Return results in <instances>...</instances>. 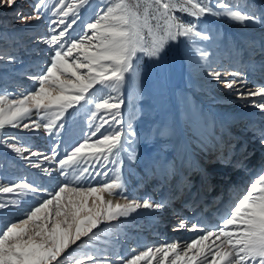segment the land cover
Listing matches in <instances>:
<instances>
[{
  "label": "snow or ice",
  "instance_id": "1",
  "mask_svg": "<svg viewBox=\"0 0 264 264\" xmlns=\"http://www.w3.org/2000/svg\"><path fill=\"white\" fill-rule=\"evenodd\" d=\"M16 4L17 0H0V8H14ZM56 5L59 7L55 15L59 19L50 23L63 27L59 30L56 27L50 28L49 38L43 41L51 46V55L46 68L31 77L39 82V88L20 99L12 98L7 108L3 104L8 97L0 95V128L5 124L14 128L21 126L19 121L31 109L47 112L55 106V112L46 123L33 121L31 125L36 130L43 128L51 134L54 127H64L62 123L57 124V121L65 112L84 101L94 104L91 118L101 121L91 132L92 136H96L104 125L122 123L118 117L123 103L118 96L114 98L111 95L90 99L97 85L118 93L128 79L126 74H135L138 53L158 57L169 41H177L180 37L209 39L196 23L183 20L178 13L191 16L197 21L213 15L240 23H264V12L257 16L255 12L233 6L228 0H216L215 7L204 3V0H107L103 7L94 11L88 21H83L81 9L87 11L91 7V0H72L71 3L56 0ZM45 7L46 0H36L31 14L16 10V18L22 23L40 20ZM78 20L83 23L82 34L69 38L70 30ZM200 56L206 58L208 53L201 51ZM209 75L220 80L223 73L210 71ZM229 75L232 79L224 84L227 89L235 90L243 84V81L236 79L239 73L232 72ZM247 96L261 97V102L253 101V104L264 112V87L247 92ZM101 110L111 114L110 120L98 115ZM22 127L29 129L30 125L23 123ZM124 143H127V135L119 128L110 134L102 132L92 144L84 139L73 147L70 154L58 161L60 173L67 175L64 171L66 165L76 164L78 157L84 159L81 152L85 148L97 149V162L100 157L109 161L110 155H118L123 150ZM261 143L264 144V133L261 134ZM8 147L17 153L22 152L15 144L9 143ZM31 155L36 156L38 153L33 152ZM110 162L117 163L115 160ZM32 166L41 167L39 164ZM88 172L89 168L83 167L80 175ZM116 172L114 178L99 186L62 184L58 191L50 194V198H44L37 206L29 208L24 217L5 224L0 228V264H63L62 254L70 246L77 245L82 237L94 235L93 229L102 221L127 216L129 212L140 208L163 207L162 204H153L148 200L126 204L105 201L104 193L121 194L114 191L122 188L118 168ZM103 175L107 177L108 172ZM16 189L37 192L34 186L25 182L0 187V192L11 193ZM90 197H94L91 205L88 202ZM5 207L4 203H0V209ZM179 228H187V224L181 221ZM193 250L194 255L188 256ZM170 254L169 264H177L183 257H187L188 264H264V174H260L237 198L223 219V224L215 231L200 235L183 249L177 243L156 248L155 252L148 248L125 259L123 264H137L140 260L156 255L168 258ZM85 259L89 264H110L95 254H86ZM85 259L74 258L72 264H85Z\"/></svg>",
  "mask_w": 264,
  "mask_h": 264
},
{
  "label": "rangeland",
  "instance_id": "2",
  "mask_svg": "<svg viewBox=\"0 0 264 264\" xmlns=\"http://www.w3.org/2000/svg\"><path fill=\"white\" fill-rule=\"evenodd\" d=\"M21 1L23 0H20V2ZM28 2L30 3V9H31L32 8L31 6L36 2V0H28ZM66 2L71 3L72 0H66ZM105 3H107V0H91V7H88L87 11L81 9V13L83 15V21H88L92 17L94 11L98 10L100 7H103ZM204 3L211 4L213 7H215L216 0H204ZM228 3L232 4L233 6H239L245 11L255 12L257 16H259L261 12H264L263 9L264 0H250V1L228 0ZM58 7L59 6L56 5V0H46V7L41 12V16H42L41 21L44 22V24L46 25V32L42 34L43 36H41L42 39L40 38L39 44H41L44 40L49 38L51 34L50 28L56 27L57 30H59V28L63 27L61 25H52L50 23V21L52 20L59 19V17L55 15V10ZM217 10L219 11V9ZM32 12H33V8H32ZM178 15H180L181 18L187 22L196 23L198 25V28L209 36V39L202 40L200 38H195V37L191 39H187L184 37H180L177 41H169L165 45L164 50L160 53L158 57H151L144 53H138L137 55L139 56V60L136 62V72L134 75L126 74L128 79L118 93L111 91L109 89H102L101 86L97 85L95 91L93 92V95L90 97V99H98L101 96L107 98L108 95H111L114 98L118 96L121 100H123V103L120 108V116L118 117V119H120L122 122L121 124L119 125L112 124L111 126L104 125V127L100 129V132H97L96 136H92L91 132L95 130L96 125L100 124L101 121L99 119L91 118V112L95 110L94 104L81 101L80 104L74 105L72 108H69L65 112L64 116L57 121V124L62 123L64 125L63 128L54 127L51 134H49L43 128H41L42 129L41 131L44 133H42L43 135L40 137L44 136L45 138H47L48 140L50 139L53 142H59V141L64 142V140L65 141L69 140L70 134L72 135L79 128H86L84 129V135H83L84 137L79 141V143H82L84 139H88L89 144L95 143L96 140L100 137V134L102 132L105 134H110L116 128L121 129V131H123L127 135V143H124L123 150H121L118 153V155L115 156L110 155L109 161H104L103 158L100 157L99 162H97L96 157L99 156L97 149L95 148L83 149L81 152V157H84V159L78 157L76 164H70L65 166V169L74 167L76 170V176L70 179L69 182L71 183H68L69 185L75 186L79 184L85 187L99 186L103 184L105 181L111 180L112 176L106 177L103 175L105 170L104 169L102 170V168L108 165L109 166L108 169L113 171L115 174H117L116 172L117 168L119 169L122 188L119 190H114V191H119L121 193L120 195H115V194L109 195L108 193H104L103 198L104 196L106 197L108 196L109 199L111 198L112 200L113 199L119 200L120 204H124L125 201L126 203H129L131 201H137L142 203L144 200H148L149 202H151L150 199H153L159 191L165 189L168 194L175 192V186L173 183L177 175L178 177H180L179 176L180 174L174 168L175 163L177 159L180 158L181 156L187 158L186 160L192 161L193 159L192 157L196 156L194 152H196L195 151L197 148L196 145L199 143L198 139H201L202 141L204 140L203 142L207 140L206 135L201 136L202 135L201 133L204 132L203 129L206 128L205 126L209 125L212 128L218 129L216 122L221 123L220 121L221 117L219 113L212 111L211 107H214L213 101L212 99L209 98L214 94V93L211 94V89L212 90L216 89L218 92V90H221L222 88L220 87L215 88L216 86H219V83L209 85L210 80H212V82L217 80L216 78L210 76L209 72L210 71L221 72L222 65L227 60L226 55L230 53L228 56H238V52H236V50H232V48L235 49V47H233L232 45H231L232 48H230L231 46H228V43L224 37L225 29L224 27H222L223 26L222 24L220 26V24L216 22V20L214 19L215 16L207 15L205 17H202L199 21H197L195 18L183 13H178ZM218 17L224 20H228L230 24L237 23L240 25L244 24L255 27L264 25L262 23H255V24L247 23V22L240 23L227 19L223 16H218ZM82 30H83V23L78 20L76 27L73 30H70L69 38L79 36L80 34H82ZM239 36L242 38L245 37L244 39H247V37L244 35L239 34ZM4 40H5L4 35L1 34L0 42ZM242 46H244V44H242L240 48ZM37 48H35V51H38ZM50 48L51 46H49V49L48 46L46 48L47 59L44 61L45 68L49 63V58L51 55ZM17 50H21V49L15 48V53H20L17 52ZM201 51L207 52L208 56L206 58H201L200 56ZM75 54L76 53H74V55ZM3 55L6 56V53ZM8 63L11 64L22 63L23 64L22 66L26 64V62L24 61H19V58H17V56L16 57L14 56V61L12 62L10 61L5 62L2 60V62H0V76L2 75L3 71L8 70V68H12V66L10 67L7 66ZM28 71L31 72V70ZM38 73L32 71L29 74L25 73V75L21 76V78H18V80H11V81L10 80L8 81L6 79L3 80L2 84L0 83V95H6L8 97V100H5L3 106L7 108L8 102L12 98L20 99L24 95L29 94L34 90H37L39 88V82L37 80L31 79V77ZM22 78L26 79L27 81L25 80V82H21L23 81L21 80ZM54 112H55V106L47 110V112H45L44 110L37 112L35 109H31L30 113L26 114L19 121V123L20 124L25 123L28 119H30L32 113L35 115L36 118H39V122L46 123L48 121L49 116ZM245 114L239 115L240 116L239 118H244V120L247 119L245 118L247 114L246 115ZM98 115H103L105 119H109V120L111 116L110 113H107L104 110H101V112L98 113ZM258 116H260V114L256 115V117ZM41 118H43V120H41ZM226 121L227 124L232 123L230 124V127H235V130L232 129L231 132L236 133L237 136V137L234 136V134L230 135V137L231 136L232 137L231 139L229 138L230 140H227L228 141V143L226 144L227 146L224 145V147L225 146L226 147L223 152H225L226 150L227 154L229 153L231 154V152L236 149L234 148V146H236L238 142L237 141L238 135L240 134V132L245 131L246 128L243 127L245 123L237 126V122L235 123L236 120L231 121V118H229V120L226 118ZM257 121L258 120H256L255 122ZM129 124L131 125L130 129H129ZM224 124H226V122ZM248 124L253 125L252 121L249 119H248ZM241 127H243L244 129H241ZM166 134L168 136L173 135V139L169 147L168 146L164 147V144L162 143L163 137L167 136ZM22 135L23 133L20 131V129L17 130L16 128L8 124H5L3 128H0V178L1 180L3 179V181L0 180L1 181L0 187L6 185L11 186L17 182V180H13V179L7 180L4 177L5 170L7 169V167L5 164L6 159L3 156V153L5 147L4 145L11 143V141H8V139L10 138L15 139L16 142H19L20 140L23 139ZM188 136L190 139L189 143L187 142L184 143L185 139ZM250 140L251 138L245 140L246 142L242 141V145L245 143V146L243 145L244 147L241 148L243 152H241L240 156H243V166L246 165L247 163L245 167L239 166L236 163L233 164V162L235 161L234 159L232 164L231 161L229 160L224 164V166L221 164H220L221 166L217 165V167H220L221 170L217 168L218 170L216 169V171H211L210 170L212 166L211 164L213 163V166H215L214 164L216 161L213 159V157L210 158L208 157L206 163H205V159L201 160V162L199 161L200 159L197 160V164L195 167L203 174L201 178L202 183L200 185L203 184L204 180L206 183V187L203 188V190L201 189L199 192L202 195L204 194L205 198L207 199L205 204L213 200L211 201L210 209L203 208V212H202L203 214L201 213L199 217L197 216V214L195 215L194 212L196 209L193 208L195 204H197V194L194 193L192 195V193L195 192L196 190L194 189L190 195L188 192L189 184L191 182L193 183L199 177L196 176L197 171L194 170L192 172L193 174L186 173L182 175L184 177L183 180H181L183 182L182 190L184 186L183 192L181 190L180 192L181 195L179 196V198H177L178 201L174 202V200L173 201L168 200V204L169 205L170 203L172 204V208L169 209L170 211L169 213H165L168 209L163 210L169 207V205L162 204L163 207L160 208V213L157 219L159 218L167 222L163 223L164 225H160V224L153 225V228L156 226V230L155 229L154 230L156 232L155 235L157 240L155 242H146L147 244H144L145 248L143 249V251L147 250L148 248H152L153 251L155 252L156 248L168 245V241L170 240V238L173 239L179 237V239H181L185 237V235L192 233L195 234L196 231L198 230V229H194V231L192 230L190 231L184 228L182 232H178L179 224L181 221H184L186 223L188 219H191V221L189 222L197 223L198 221L197 218L201 219L203 217L212 223V226L208 228L207 232L215 231L218 228V226H221L223 224V219L225 218L226 214L230 211L231 206L237 201V198L244 193L246 188L252 182L258 179V176L260 174H264V146H263L264 144H260L259 141V145L257 147L255 146L252 147L251 144L254 145V143L253 141ZM79 143L73 145L72 142H70V144L69 142H67L66 144L68 145H66L67 148L65 149V151H62L63 154H59L57 157V154L53 156V153L51 152L46 156L48 158L49 157L56 158L57 167L60 170V167L58 166L59 165L58 161L62 158H65L67 154H70L72 152L73 147L78 146ZM248 147L249 149H246ZM10 152H11L10 155L17 154L15 151H13V149ZM226 152L223 154L226 155ZM251 152H252V156H249ZM254 155L259 156V158L257 159L261 158V162L259 165L260 167H258L259 168L258 172H254L252 169L253 166L248 164V161L251 159V157L253 158ZM41 159H44V157ZM36 160L37 159H35V161L28 160V162L35 163L37 162ZM113 160L117 161V163L114 164L110 162ZM83 167H88L89 172L81 176L80 172ZM242 169L244 171V174H240L241 173L240 170ZM184 170H186V168ZM147 172L152 177H149L147 181L140 182L138 186L139 188L138 187L134 188L135 190L134 193L132 192V190H129L132 181L131 177H133L134 174H138L143 177ZM96 173H101V174L96 175ZM158 173L162 174V177L166 179L164 185L160 184L161 183L160 180L159 182H157L159 178ZM227 173H230V175H228ZM225 176H227L228 178L236 177L238 179H234V180L243 184H241L242 190H240L238 193H236V191H235L236 194L230 193L228 197L232 196V198L228 199V203L227 206H225V210L223 208L222 213L219 214L221 208L215 207L214 202L215 203L218 202L219 198L222 197L223 188L222 190L221 189L216 190L213 193H211L210 183L216 178L220 179L221 180L220 182H223L222 178H224ZM239 176L240 177L242 176L243 178H239ZM192 178L193 180H191ZM243 179L245 182L240 181ZM24 182L29 183V181H24ZM200 185L198 184V186ZM58 186H60V184H58ZM161 186L162 189L159 188ZM220 187H223V184ZM235 187L236 186H234L233 190H235ZM0 194H1L0 203H4L6 207H14V206L19 207L21 205H26L29 201H34V199H36L37 193H33L22 189H16L11 193H0ZM231 199H233V202H230ZM177 202H179L180 205H182L181 203L184 202L186 203L184 207L178 209L180 205H178ZM6 207L3 209H6ZM146 210L147 209L140 208L134 212H129V214L142 213V211H146ZM161 215L166 216V219L169 220H166L164 216L162 217ZM177 215H178V219L176 221L174 220V218L177 217ZM124 217L127 216H119L117 217L116 220L123 219ZM111 222L112 221H106V220L102 221L97 226V228L93 229L94 235L89 234L88 237H82L81 241L77 242L78 246L77 245L70 246V248L66 250V253L62 254L63 264H72L74 258L85 259L86 254H95L97 258L105 259L109 261L110 264H123L121 260L122 257L120 256L123 253L122 250L124 246L123 241L128 236V235L126 236V234L128 233H125L127 231L122 233L123 231L120 230L119 232L118 231L114 232L116 236L114 234L110 235L109 233L110 236L108 235L109 236L108 237L104 232V226H107V223H111ZM135 223L136 221L129 220L128 224L126 225L124 224V226H126L127 229L133 227V224ZM111 225H113V223L110 224L108 227H112ZM153 228L151 229V231L153 230ZM201 228L203 229L201 230L202 231L201 234L203 235L206 233V229L205 226L204 227L201 226ZM184 232L186 234H184ZM103 233L106 236L105 235L103 236ZM82 245L84 246L85 249L83 248L78 249L81 248ZM110 250L113 251L117 250V251H115V254H112ZM205 252H207V249L205 250ZM119 253H121V255H119ZM131 254L133 256L137 254V252L132 251ZM132 256L128 257L127 259H130ZM170 259H171V255H169L168 258H162L159 255H156L154 257H151L150 259L151 263L150 262L147 263L148 262L147 261L143 264H169ZM85 264H89V262L86 259H85ZM177 264H188V259L184 262L179 261Z\"/></svg>",
  "mask_w": 264,
  "mask_h": 264
},
{
  "label": "bare ground",
  "instance_id": "3",
  "mask_svg": "<svg viewBox=\"0 0 264 264\" xmlns=\"http://www.w3.org/2000/svg\"><path fill=\"white\" fill-rule=\"evenodd\" d=\"M16 10L22 11L25 14L32 13V8L30 9V3L28 2V0H23L21 2L20 0H17V4L14 6V8H8V7L0 8V36L1 34H3L5 38L4 41L0 42V62H2V60L5 62H8V61L12 62L14 61V56L15 57L17 56V58H19V61H24L26 62V64L22 66L23 65L22 63H17V64L8 63L7 66L9 67L12 66V68H8V70L2 72V75L0 76L1 84L3 80L5 79L8 81L18 80V78H21V76H24L25 73L29 74L32 71L35 73H38L41 71V69H44L45 68L44 61L47 59L46 48L48 46V49H49V46H50V45H47V43H44L42 41H41L42 43L39 44L40 38L41 36H43L42 34L46 32V25L44 24V22H42L41 19L38 21L33 19L26 23H22L16 18ZM214 19L216 20V22L220 24V26L221 24L223 25L222 27H224L225 29L224 37L228 43V46L232 45L233 47H235V49H233L232 46L230 48L238 52V56H227V60L225 61V63L222 65V68H221L222 70L221 72L223 73L221 81L215 80L212 82V80H210V83H209V85L219 83V86H216L215 88H218V87L222 88L221 90H218V92L216 89L214 90L211 89V94L212 93L214 94L213 96L209 98V99H212L213 106H214V107H211V109L213 112L215 111L219 113L221 117V120H220L221 123L216 122L218 129L212 128L209 125L205 124L206 128L203 129L204 132L201 133L202 134L201 136L206 135L207 140L203 142L204 140L202 141L201 139H198L199 145L198 144L196 145L197 147L195 150L196 152H194L196 156L192 157L193 158L192 161L186 160L187 158L183 156H181L180 158L177 157L178 159L175 163L174 168L180 174L179 175L180 177H178V175L177 177L174 176L176 178L173 183L175 186V192L168 194L165 189L162 191H159L153 199H150L151 200L150 203L156 204L158 202L159 204H168V200H172V201L174 200V202L178 201L176 198L179 197L178 195L180 194V191L182 190L183 182L181 180H183L184 178L182 175L186 173L193 174L192 172L196 170L197 171L196 176L197 177L199 176V177L193 183L191 182L189 184L188 192L190 195L192 192V189L195 188L194 186L196 185L198 186V184L200 185L202 183V182L200 183V181H201L203 174L199 170H197L195 167L197 164V160L200 159L199 161L201 162V160H204L206 156H209L212 152L213 153L215 152L214 154L217 153L216 155L217 160L215 161V164H214L215 166H213V163L211 164L212 166L210 170L215 171L217 169L216 166L218 164H223L222 162H220L219 158L222 155H224L222 154V152L227 146L226 145L228 143L227 140L231 139L232 136L230 137V135L232 134L236 136V133L231 132L232 129L235 130V127H230V124L232 123L227 124L226 118L228 120L229 118H231V121L236 120L235 123L237 122V126L245 123L243 127L246 128L245 131L240 132V134L238 135V139H237L238 142L236 146H234V148L236 149L232 151L233 154H237L238 153L237 150L240 148V146H242V141L245 142V140H248L249 138H251L250 141H253L255 147L259 145V141H260V144H262L261 134L264 133V112H262L259 108L255 107L253 104V101L261 102L259 100H262V98L259 96L249 97L247 96V92L255 91L257 88L264 87V25L255 27V26L244 25V24L240 25L237 23L230 24L228 20H224L218 16H215ZM228 25H231V26H228ZM75 27L76 25L73 26V29ZM239 34L246 36L247 39H244L245 37L243 38L240 37ZM259 37H262V38H259ZM242 44H244V46L240 48ZM15 48L17 49L20 48L21 50H17V52H20V53H15ZM35 48H37L38 51H35ZM5 53H6V56L3 55ZM9 57H12V59H9ZM27 69L31 70V72H29ZM232 72L239 73V76L236 77V79L239 81H243V84L239 85L235 90L227 89L224 86L225 81L232 79V77L229 75V73H232ZM21 80H23L21 82H25L26 79L22 78ZM241 93H244V95H241ZM243 113L247 114V115L245 114L246 115L245 118H247L245 120L244 118H239L240 117L239 115H244ZM259 114L260 116L256 117V115H259ZM248 119L252 121L253 125L248 124ZM254 119L255 121L256 120L258 121L255 122ZM33 121L39 122V118H36L35 115L32 113L30 119H28L25 122L30 125L29 129L23 128L22 127L23 124H20L21 126L19 127H15L17 130L20 129V131L23 133L22 140H20L19 142H16L15 139H11V138L8 139V141H11L12 144H15L17 147L21 148L22 152L21 153L16 152L17 154L10 155L11 153L10 151L12 150V148L8 147V144H5L3 156L6 159L5 164L7 167L6 169L7 172L5 170L4 177L7 180L9 179L17 180V182L14 184H18L24 181H29V184L34 186L37 189L36 199H34V201H29L26 205H21L19 207L14 206V207H6V209L2 208L0 210V228H2L8 222H15L19 220L20 218L24 217L29 208L33 206H37L42 201V199L50 198L51 193L58 191V187H59L58 184L62 185L65 183L67 184L71 183L69 182L70 179L76 176V170L74 167L65 169V172L67 173V175H61L60 170L57 167L56 158L49 157L47 160L41 159V158L45 157L51 152L53 153V150H55L57 157L59 154H63L62 151H65V149L67 148L66 145H68L66 143L69 142L70 144V142H72L73 145L78 144L79 141L84 137L83 136L84 129L86 128H79L72 135L70 134V137H69L70 141L64 140V142L62 141L53 142L50 139L48 140L44 136L40 137L43 135L42 133L44 132L41 131L42 129L36 130L32 128L31 125ZM225 122L226 124H224ZM243 127H241V129H244ZM172 139H173V135H169V136L167 135L163 137L162 143L164 144V147L165 146L169 147ZM189 141L190 139L188 136L185 139L184 143L186 142L189 143ZM224 145L226 146L224 147ZM220 148H222L223 151L219 150ZM33 152L38 153V155L36 156L31 155V153ZM240 155L235 159L233 164L236 163L239 166H243V156H240ZM256 155H254L253 158L251 157V159L248 161V164L253 166L252 169L254 172H258V169H259L258 167H260L259 165L261 162V158L257 159L259 158V156H256ZM35 159H37L36 160L37 162L35 163L28 162V160L35 161ZM33 164H39L41 167H38V168L33 167L32 166ZM246 165H244L243 167H245ZM108 167L109 166L107 165L104 168H102V170L104 169L105 172L106 171L108 172L109 177L112 176V178H114L116 174L113 171L109 170ZM185 168L186 170H184ZM44 169H50L51 171L45 172ZM240 171H241L240 174H244L243 169ZM165 173H168V172H165ZM158 174H159V178L157 182H159L160 180L161 181L160 184L164 185L166 182V179L162 177V174L160 173ZM149 177H152V176H150L148 172L145 173L143 177L138 174H134L133 177H131L132 181H131L129 190H132V192L134 193L135 191L134 188H137L140 182L147 181ZM224 178H222L223 182H220L221 180L218 178H216L217 180L216 179L213 180V182L215 183L216 190H220V189L222 190L223 188V192H222L223 194L224 193L229 194L230 192H233L234 186H236L235 191H239L240 189L239 184L240 185L243 184L238 181H235L234 179H238L236 177L228 178L227 176H225ZM239 178H243V177L239 176ZM191 180H193V178ZM1 181H3V179ZM240 181L245 182L244 179ZM222 184H223V187H220ZM159 188L162 189V186ZM235 191L233 193H235ZM201 198H202L201 203L204 205L207 199L205 198V196ZM220 199L222 200V197ZM225 199L222 200L223 203L221 204L224 209H225V205H227L225 203ZM92 200H94V197L89 198V201H88L89 205H91ZM104 200L105 201L110 200L112 201L113 204L120 202L119 200H115V199L112 200L111 198L109 199L108 196L107 197L104 196ZM125 203L126 201L124 202V204ZM177 204L180 205L179 202H177ZM219 206L220 205H218L217 207ZM180 207L181 205L179 206V208ZM171 208H172V204L170 203L169 207L163 210L168 209L165 213H169L170 212L169 209ZM159 213H160V209H154V208L153 210L147 209L146 211H142V213L129 214L127 215V217H124L123 219H120V220L119 219L112 220L111 223H107V226H104V232L106 233L107 236L109 235V233L110 235H112L114 234V232H117V231L119 232L120 230L123 231L122 233L127 231L125 233H128L126 234V236L127 235L128 236L123 241L124 246L122 249L123 253L121 255L122 262H124V260L127 259L128 257L132 256L131 254L132 251H136L137 254L143 251V249L145 248L144 244H146V242H149L151 237H153V236H150L153 225H156V224L164 225L163 223L167 222L159 218H158L159 220L157 219ZM195 213L197 214L198 217L201 215L200 212H195ZM161 216L163 217L164 215H161ZM164 218L166 219V216H164ZM177 219H178V215L177 217L174 218V220L177 221ZM129 220H132V221L134 220L136 221V223L133 224V227L126 229V226H124V224L125 225L128 224ZM166 220H169V219H166ZM197 220H198L197 223H195V222H189L191 221V219H188L186 222L188 228L186 229L190 231L191 230L194 231V229H198L200 231L197 230L195 234L192 233V234L185 235V237L181 239H179V237H176L173 239L170 238V240L168 241V245L172 243H177L180 245V248L183 249L192 240L202 235L201 230L203 229L201 228V226L203 227L205 226L206 232L208 228L212 226V223L203 217L201 219L197 218ZM112 223H113V225H111L112 227H108ZM178 229H179L178 232H182L184 230V228H178ZM184 234L186 233L184 232ZM104 235L105 234L103 233V236ZM114 235L116 236V234ZM83 245L81 248H78V249H82V248L85 249ZM192 255H194V250L188 253V256H192ZM150 259L151 257H147L143 260L138 261L137 264H143L147 261H148L147 263H149L151 261ZM186 260H187V257H183L179 261L184 262ZM200 260H203V257H200ZM179 261H177V263Z\"/></svg>",
  "mask_w": 264,
  "mask_h": 264
}]
</instances>
